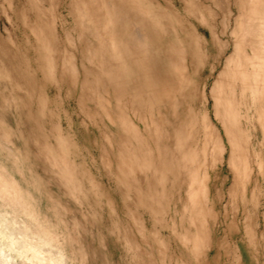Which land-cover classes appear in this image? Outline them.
<instances>
[{
	"label": "bare ground",
	"instance_id": "1",
	"mask_svg": "<svg viewBox=\"0 0 264 264\" xmlns=\"http://www.w3.org/2000/svg\"><path fill=\"white\" fill-rule=\"evenodd\" d=\"M17 19L0 264H264V0H23Z\"/></svg>",
	"mask_w": 264,
	"mask_h": 264
},
{
	"label": "rangeland",
	"instance_id": "2",
	"mask_svg": "<svg viewBox=\"0 0 264 264\" xmlns=\"http://www.w3.org/2000/svg\"><path fill=\"white\" fill-rule=\"evenodd\" d=\"M13 9L9 8L7 5V2L5 0H0V30L3 31L4 27H8L13 36L16 38V40L22 44L24 47L26 46V50H28L29 55H32V51L29 47H27V42L25 40V32L21 29L20 23L17 19V10L20 8V6L23 5V0H13ZM3 8H6L8 12H6L10 18L11 22H9L5 16V13L3 12ZM66 13V12H64ZM70 21V18H68L67 22ZM205 32V30H203ZM230 48H228V51ZM208 75V69L205 68L203 71L202 77H206ZM50 94H56L57 90L54 86H50L48 88ZM64 107L68 110V112L71 115V118L73 119L74 123V129L77 133L78 138L82 141L85 138V131L83 130L81 126V115L77 112L76 104L73 100L69 98H65L63 102ZM63 125L66 126L67 122L65 119L62 120ZM91 153L93 155H97L98 149L96 146H92ZM103 183L105 185L112 184L109 179H107L106 176L101 175ZM115 259H118L117 254L114 256Z\"/></svg>",
	"mask_w": 264,
	"mask_h": 264
}]
</instances>
